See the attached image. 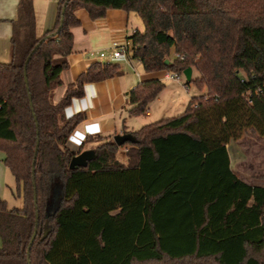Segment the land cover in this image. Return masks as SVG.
Here are the masks:
<instances>
[{
    "label": "trees",
    "instance_id": "trees-1",
    "mask_svg": "<svg viewBox=\"0 0 264 264\" xmlns=\"http://www.w3.org/2000/svg\"><path fill=\"white\" fill-rule=\"evenodd\" d=\"M32 1H18L11 61L0 62V152L22 199L19 209L0 199V264H264V187L239 179L227 151L245 134L264 139V0H58L40 38ZM78 9L92 20L109 9L136 14L130 59L146 73L190 68L185 85L199 92L183 113L132 133L125 163L100 136L71 151L83 115L64 114L117 65L92 64L52 99ZM164 87H134L128 115L147 114ZM92 142L94 159L70 170Z\"/></svg>",
    "mask_w": 264,
    "mask_h": 264
},
{
    "label": "crops",
    "instance_id": "crops-1",
    "mask_svg": "<svg viewBox=\"0 0 264 264\" xmlns=\"http://www.w3.org/2000/svg\"><path fill=\"white\" fill-rule=\"evenodd\" d=\"M18 1L0 0V62L2 63L11 61V23L17 16ZM57 4L58 0L32 1L36 38H40L54 27ZM74 16L79 24L71 29L73 45L68 56V68L61 73V85L53 91L54 102L60 100L67 86L74 83L89 66L99 63L96 57L98 52H108L123 44L131 48L129 37L136 31H142V23L137 15L120 9H109L102 19L97 20H92L85 9L76 10ZM117 66L118 71L112 78L86 83L83 87V96L73 99L70 106L65 109L66 118L77 114L83 115V120L68 138L67 147L71 151L78 153L87 138L100 136L113 141L116 135L136 132L138 130L136 124L131 121L133 116L128 115L129 106L126 104L128 93L144 81H174L166 79L167 72L165 71L144 72L141 64L130 67L121 63ZM166 89L164 87L150 103L151 106L155 105V101L159 102L165 94L170 95L166 93ZM149 114L147 111V115ZM95 144L96 142H92L84 145L83 151L92 150ZM125 148L128 147H118V150L123 151ZM227 151L229 155L230 152ZM3 157V153L0 152V189L6 180V171H8L3 165Z\"/></svg>",
    "mask_w": 264,
    "mask_h": 264
},
{
    "label": "rangeland",
    "instance_id": "rangeland-1",
    "mask_svg": "<svg viewBox=\"0 0 264 264\" xmlns=\"http://www.w3.org/2000/svg\"><path fill=\"white\" fill-rule=\"evenodd\" d=\"M163 83L167 88L166 93L170 95L165 94L159 102L155 101V105H149V115L132 117L131 121L136 124V129L183 113L190 99L199 95L192 83L185 85L184 77H180L179 81ZM227 150L230 152L229 159L235 175L251 185L264 187V139L245 134L239 140L231 142ZM116 158L122 163L126 162V155L122 150H118ZM6 172V180L0 189V199L6 202L9 209H19L22 207V199L18 195L15 179L11 173Z\"/></svg>",
    "mask_w": 264,
    "mask_h": 264
},
{
    "label": "water",
    "instance_id": "water-1",
    "mask_svg": "<svg viewBox=\"0 0 264 264\" xmlns=\"http://www.w3.org/2000/svg\"><path fill=\"white\" fill-rule=\"evenodd\" d=\"M64 11V8L62 9V13ZM30 56H28L25 65L27 64L28 60H29ZM164 65H168L169 64V60H164ZM183 77L185 78V80L187 82H189L191 80V76H192V70L190 68H187L186 70L183 71ZM24 80H25V84L27 86V79H26V67L24 66ZM136 140L135 137L132 134L126 133V134H121V135H116L113 137V143L117 146V147H122L124 144L129 143V144H135ZM37 154V145L36 148L34 150V155L33 158L35 159ZM95 154L93 152V150H85L80 152L79 154L75 155L72 157L70 164H69V169L72 170L76 167H85L87 165V162L94 159ZM36 201V196L34 194V203ZM36 220H37V215H36ZM36 235V228L34 229L31 241L29 243L28 246V252L29 249L31 247V244L35 238ZM29 264V262H28Z\"/></svg>",
    "mask_w": 264,
    "mask_h": 264
},
{
    "label": "built area",
    "instance_id": "built-area-1",
    "mask_svg": "<svg viewBox=\"0 0 264 264\" xmlns=\"http://www.w3.org/2000/svg\"><path fill=\"white\" fill-rule=\"evenodd\" d=\"M130 50L131 48H129L126 44H123L118 47L112 48L108 52H104V51L98 52L96 54V57L100 64L118 65L123 63V64H127L130 67H132L133 65L140 64V62L137 60L131 61L129 56ZM173 57L175 56L173 55ZM166 79L179 81L180 77L175 73H167ZM123 151L126 153L128 151V148H125Z\"/></svg>",
    "mask_w": 264,
    "mask_h": 264
}]
</instances>
